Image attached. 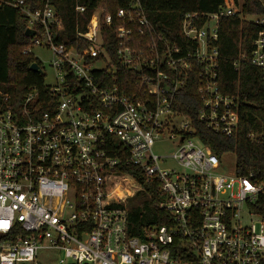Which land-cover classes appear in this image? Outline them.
<instances>
[{
	"label": "built area",
	"instance_id": "obj_1",
	"mask_svg": "<svg viewBox=\"0 0 264 264\" xmlns=\"http://www.w3.org/2000/svg\"><path fill=\"white\" fill-rule=\"evenodd\" d=\"M130 4L129 15L116 13L131 27L115 29L113 63L101 37V25H113L111 16L92 14L85 32L76 34L87 43L78 50L56 42L62 26L51 0L34 11L23 0H0V7L18 10L33 32L22 54L34 48L50 52L48 92L58 96L48 102L52 112L36 113L33 92L20 114L10 108L0 113V264H40L42 252L46 259L58 255L56 264H264V182L226 172L223 160L185 136L189 125L173 114L171 99L184 85L193 56L175 59L167 46L160 53L139 0ZM235 9L225 0L213 14L181 20L182 35L197 44L202 66L199 118L228 138L237 129L238 108L218 91V55L211 44L219 21ZM85 10L75 8L76 14ZM247 20L260 29L247 62L264 71V15ZM132 27L138 36L149 35L146 52L131 47ZM116 70L135 73L143 99L106 88L105 80L90 74L104 72L109 80ZM164 70L176 79L168 82ZM164 138L175 145L169 158L152 153L154 141ZM168 160L175 168L166 167ZM127 167L135 172H125ZM136 176L156 184L164 198L159 209L171 216L170 224L139 235L128 222L129 202L143 191Z\"/></svg>",
	"mask_w": 264,
	"mask_h": 264
},
{
	"label": "trees",
	"instance_id": "obj_2",
	"mask_svg": "<svg viewBox=\"0 0 264 264\" xmlns=\"http://www.w3.org/2000/svg\"><path fill=\"white\" fill-rule=\"evenodd\" d=\"M23 1L32 11L40 9L44 4V0ZM224 1L139 0L156 37L165 41L164 45L155 37L159 52L165 53L167 46L175 59L184 58L187 54L193 56L189 61L191 70L186 72L184 85L171 99L173 114L184 118L189 125V134L185 136L197 139L208 147L219 161L225 156H233L236 175H252L256 181L264 182V71L247 62L253 49L252 43L260 30L247 19L264 15V0H230L236 8L235 14L219 21L217 41L211 44L218 55V91L223 97L234 98L237 103L239 121L235 133L230 138L215 133L199 118L204 105V95L199 90L202 66L195 58L197 44L182 35L181 20L187 14H213L224 7ZM51 5L62 26L61 33L56 34V42L64 43L67 48L83 50L87 47V43L78 40L76 34L85 32L96 10L100 11L102 18L111 16L113 25L111 29L101 25V37L104 52L113 63L116 62L118 41L114 31L123 24L131 27L117 20L116 13L123 10L129 15L130 0H51ZM77 6L84 7L85 12L76 14ZM26 28L27 21L18 10L8 6L0 7V113L10 108L13 115L20 114L24 100L33 92L38 96L35 110L39 115L52 112L54 105H49L48 102L55 103L58 100V96L49 95L45 77L29 70L31 64L41 66V63L33 54H22L31 41V37L24 35ZM132 30L134 34L131 47L146 52L151 41L149 35L138 36L135 27ZM175 49L178 50L177 53L174 52ZM164 71L168 75V82L176 79L169 70ZM90 74L96 80L98 77L105 80L106 88L115 87L121 94L144 98V87L137 84L135 73L131 71L116 70L109 80L102 77L106 75L104 72L93 71ZM251 135H254L252 140L249 138ZM124 171L133 173L135 168L127 167ZM136 179L143 191L137 195L139 202L129 208L128 222L132 234L139 235L147 228L170 224L171 216L159 209L164 198L156 184L144 182L137 176Z\"/></svg>",
	"mask_w": 264,
	"mask_h": 264
},
{
	"label": "rangeland",
	"instance_id": "obj_3",
	"mask_svg": "<svg viewBox=\"0 0 264 264\" xmlns=\"http://www.w3.org/2000/svg\"><path fill=\"white\" fill-rule=\"evenodd\" d=\"M32 54L35 59H37L44 68V74L46 75L45 84L52 85L53 84V72L50 69V61L52 60L50 52L42 49V48H34L32 50ZM174 124L179 127L180 121H175ZM175 152V145L173 141L169 140V138L155 140L152 148V153L154 155L160 157L169 158ZM224 167L226 172L234 171L235 160L233 156H225L223 158ZM167 168H175L174 163L171 160L167 161ZM139 202V198L136 197L132 199L129 204L133 205ZM58 255H51L50 259H46L45 253H41L39 256L38 262L40 264H56V260L58 259Z\"/></svg>",
	"mask_w": 264,
	"mask_h": 264
},
{
	"label": "water",
	"instance_id": "obj_4",
	"mask_svg": "<svg viewBox=\"0 0 264 264\" xmlns=\"http://www.w3.org/2000/svg\"><path fill=\"white\" fill-rule=\"evenodd\" d=\"M24 35L26 37H31L33 35V32L30 31L29 29H26ZM29 70L33 73H38L40 75L42 74V70L40 69V67L36 63L31 64L29 67Z\"/></svg>",
	"mask_w": 264,
	"mask_h": 264
}]
</instances>
